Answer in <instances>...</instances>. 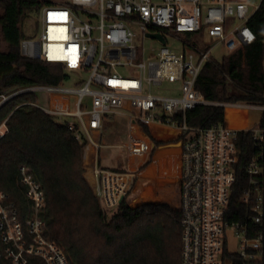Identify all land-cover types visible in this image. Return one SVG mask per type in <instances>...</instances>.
<instances>
[{"label": "built area", "instance_id": "built-area-1", "mask_svg": "<svg viewBox=\"0 0 264 264\" xmlns=\"http://www.w3.org/2000/svg\"><path fill=\"white\" fill-rule=\"evenodd\" d=\"M33 1L38 5L34 13L41 17L42 30L38 39L21 40V54L60 62L64 78L58 84L17 89L8 96L0 95L1 100L36 91L48 94L45 107L36 101L29 103L63 122L74 138L84 143L85 151L92 150L96 160L92 189L108 213L131 193L156 147H176L180 158L181 264H223L228 233L234 236L236 249L227 251L238 253L246 263L261 264L264 235L258 232L248 237V223L260 224L264 219V189L258 180L264 175V128L248 129L257 154L245 167L249 185L241 200L247 205L246 216L243 221H229L226 212L236 181L238 129L224 121L188 126L186 112L210 104L264 111V105L209 101L196 88L202 66L214 59L211 51L215 45L224 46L229 53L255 39L248 21L264 9V0L257 4L250 0ZM132 26L157 41L148 33L163 36L162 46L152 49L147 60L134 43ZM181 34L190 37L182 39ZM167 36L178 37L184 51L171 50ZM205 38L214 43L203 49L195 42L205 43ZM82 70H89L82 85L62 84L70 78L68 71L77 74ZM164 81L179 82V94L161 96L150 91ZM118 115L125 117L128 126V140L121 145L127 156L130 160L146 158L136 167L112 169L98 163V152L109 147L101 137L104 120ZM4 133L0 131V136ZM19 171L30 207L28 213H21L0 190V260L30 264L36 257L45 264H70L45 234V220L40 215L45 195L40 184L28 166L21 165Z\"/></svg>", "mask_w": 264, "mask_h": 264}, {"label": "trees", "instance_id": "trees-1", "mask_svg": "<svg viewBox=\"0 0 264 264\" xmlns=\"http://www.w3.org/2000/svg\"><path fill=\"white\" fill-rule=\"evenodd\" d=\"M38 5L33 0H0V95L8 96L31 85L58 84L64 78L60 62L25 57L20 51L22 39L30 37L24 22ZM255 39L223 56L207 61L201 68L196 88L212 102L264 105V9L248 21ZM190 37V35H186ZM34 93H22L0 106V190L22 213L30 204L20 182L21 165L28 166L40 184L45 205L40 215L45 234L65 253L70 264H181L182 224L180 207L168 202H145L130 206L127 197L117 209L104 210L84 176V143L76 140L63 122L29 102ZM226 109L229 124L241 127ZM224 121V107L197 105L186 112L188 126H210ZM259 127L264 128V111ZM238 160L236 181L226 219L243 221L247 205L241 196L249 185L245 171L257 154L252 132L238 129L235 136ZM264 165V160H261ZM264 189V175L258 177ZM110 217H109V216ZM264 235L260 224L248 223V237ZM223 264H246L236 252L224 250ZM264 264V248L260 260ZM0 264H12L2 259ZM30 264H45L33 257Z\"/></svg>", "mask_w": 264, "mask_h": 264}, {"label": "rangeland", "instance_id": "rangeland-1", "mask_svg": "<svg viewBox=\"0 0 264 264\" xmlns=\"http://www.w3.org/2000/svg\"><path fill=\"white\" fill-rule=\"evenodd\" d=\"M252 4H257L259 0H250ZM252 8V7H251ZM24 26L26 28V31L30 33L31 36H33L34 39H38L42 30V22L40 15L38 16L35 13H31L30 16H28L24 22ZM133 31L135 32V38L134 43L139 48L140 53L142 52V57L144 60H147L152 53V49H159L162 46V43L160 41H157L155 39H152L150 37H146L145 34L137 27L132 26ZM182 39L186 38L185 35L181 34L179 35ZM189 39V38H188ZM166 45L173 50L174 52H183L186 48L182 41L177 37H166ZM193 41V40H192ZM214 40L210 38H205V43L199 41L196 39V44L200 48L206 49L208 48ZM212 57L217 60L221 61L223 59V56L227 54V50L224 46L217 44L211 51ZM67 72V70L65 71ZM70 78L67 81H63V85L67 86H74V85H82L84 81H86L89 70H82L80 73H74L72 71H68ZM120 72L122 74H126V69H120ZM76 82V84H75ZM179 82L169 83V82H163L159 86H152L150 91L153 94L166 96V95H178L179 94ZM146 92H148V88H145ZM36 102L41 106H47V99L48 94L44 91H36ZM0 98V102H1ZM89 97H85L84 102L86 104H89ZM237 108V107H236ZM225 109V108H224ZM237 109L241 111L247 112V125L249 127H254L258 125L260 114L262 112L261 109L258 108H245V107H238ZM226 116V111H224ZM4 123V122H3ZM3 123L0 125V131H6V128H4ZM245 123V122H244ZM105 125V124H104ZM232 126V125H230ZM106 130L102 133V140L103 142L107 144H111V146L102 148L100 150L101 158L100 163L103 165H116L120 168L128 166L129 157L126 154L125 149L122 148V144L125 143L128 140V126L126 124V119L123 115H118L112 120H108L106 122ZM234 127V126H232ZM237 128V127H236ZM245 128V126L243 127ZM238 129V128H237ZM139 157H135L134 161L139 160ZM84 166V162H83ZM171 181V180H170ZM165 182L164 186H162L160 190V194L162 195L160 201L168 202L171 205L175 207H179L180 204V195H179V187L178 184L171 182ZM141 178H137V181L134 185L133 190L131 193L127 196V202L130 206L136 205L139 201L138 196L140 190L138 187H141ZM109 216V215H108ZM110 217V216H109ZM226 249L229 251H234L236 249L235 244V238L231 233H228L227 238V245ZM246 264H255V262H247Z\"/></svg>", "mask_w": 264, "mask_h": 264}, {"label": "crops", "instance_id": "crops-1", "mask_svg": "<svg viewBox=\"0 0 264 264\" xmlns=\"http://www.w3.org/2000/svg\"><path fill=\"white\" fill-rule=\"evenodd\" d=\"M227 107L231 106H226L224 107V111H226ZM235 108V107H232ZM236 112L235 115H232V118L234 120H237L236 118H241L243 121L242 127H237L238 129H250L252 127H249L247 125V112L246 111H241L237 108H235ZM262 113V112H261ZM238 116V117H237ZM261 117V114H260ZM110 119H105L104 124L106 125V122ZM240 120V119H238ZM260 120V118H259ZM224 122L229 124L228 121L226 120V116L224 113ZM245 122V123H244ZM103 124V130L102 133L106 130L105 125ZM259 124V123H258ZM233 125V124H229ZM245 126V128H243ZM257 126V125H256ZM5 127V126H4ZM255 127V126H254ZM6 128V127H5ZM236 128V127H235ZM102 137V135H101ZM111 146V144H108ZM179 151L176 147H172L170 145H161L156 147L151 154L150 157V163H148L145 167H143L140 170V178H141V187H138L140 190L139 196H138V203L134 206H137L141 203L145 202H161V194L160 190L162 186H164L165 182H169L170 180L173 183L178 184L179 187V172H180V158H179ZM100 158L101 154L100 151L98 152V163L107 168H112V169H122L118 166L114 165H103L100 163ZM146 158H139V160H129L128 166L129 167H136L139 163H142L145 161ZM83 162H84V176L89 182L90 186L93 187L94 184V173H93V168L95 165V156L94 153H92V150L89 148L87 151L84 150L83 148ZM170 181V182H171ZM132 206V207H134Z\"/></svg>", "mask_w": 264, "mask_h": 264}, {"label": "water", "instance_id": "water-1", "mask_svg": "<svg viewBox=\"0 0 264 264\" xmlns=\"http://www.w3.org/2000/svg\"><path fill=\"white\" fill-rule=\"evenodd\" d=\"M148 35H150V36H152V37H156V38H158L161 42H164L163 36H162L160 33H148ZM6 100H8V99H6ZM6 100L1 101V102H0V106H1Z\"/></svg>", "mask_w": 264, "mask_h": 264}, {"label": "bare ground", "instance_id": "bare-ground-1", "mask_svg": "<svg viewBox=\"0 0 264 264\" xmlns=\"http://www.w3.org/2000/svg\"><path fill=\"white\" fill-rule=\"evenodd\" d=\"M227 108H231L232 110L236 111L235 108H232V107H227ZM233 115L236 116L235 113H233ZM237 117H238V116H237ZM236 119L238 120V119H241V118L238 117V118H236ZM232 126H234V125H232ZM234 127H236V126H234ZM241 127H242V126H241Z\"/></svg>", "mask_w": 264, "mask_h": 264}]
</instances>
